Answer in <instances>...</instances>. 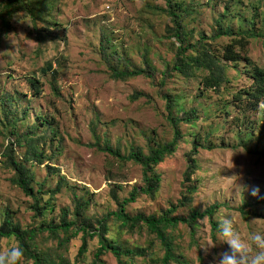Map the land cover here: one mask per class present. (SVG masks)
I'll use <instances>...</instances> for the list:
<instances>
[{
    "label": "rangeland",
    "instance_id": "rangeland-1",
    "mask_svg": "<svg viewBox=\"0 0 264 264\" xmlns=\"http://www.w3.org/2000/svg\"><path fill=\"white\" fill-rule=\"evenodd\" d=\"M183 1L193 9L183 21L190 45L209 49L221 59L227 48L236 53V61L223 60L226 80L217 89L204 86L207 72L203 69L189 77L174 71L162 79L163 71L173 65L178 47L167 31L173 25L161 10L164 0H51L48 12L36 20L18 11L9 18L8 28L0 22V220L2 211L9 209L23 227L38 228L44 221H57L61 207L73 208V191L68 185H75L77 195L89 199L86 213L97 226L96 220L117 210L113 191L123 200L134 187L142 188L143 182L140 165L121 162L99 150L92 145L95 140L101 144L108 140L124 154L132 146L148 153V145L173 138L169 113L182 118L195 109L196 119L191 124H179L183 138L175 153L156 168L162 180L156 197L140 195L126 211L132 216H159L173 204L178 207L176 215L186 217L191 209L178 203L193 183L197 189L192 208L203 212L217 204L215 220L231 216L241 236L256 251L250 236L253 232L264 234V101L250 100L246 91L253 85L252 69L264 70V40L244 39L241 32L263 30L264 0ZM222 15L226 16L225 26L235 34L214 41L215 22ZM200 35H204L203 41ZM102 37L110 41L106 52L120 57L118 64L111 61L117 69L145 66L148 60L156 69L154 75L113 77L101 58ZM188 54L196 52L190 49ZM48 62L57 72L54 80L46 68ZM30 79L38 81V93ZM138 91L143 94L133 99ZM5 95L9 103L4 102ZM169 100L173 103L168 110ZM27 128L31 130L28 135L38 139L34 143L43 158L41 162L25 161L34 174L33 186L43 182L44 189L53 188L62 177L60 191L50 198L51 207L41 217L33 215L30 197L11 182L12 171L1 164V153L9 142L13 141L18 160L29 150L31 143L22 137ZM195 141L197 168L189 182L185 177ZM256 188L259 193L253 196ZM48 197L43 194L42 200ZM244 201L250 203L247 217L240 212ZM109 229L112 241L125 248L153 243L152 257L162 258L159 241L145 229L122 230L116 221L109 223ZM81 235L58 248L57 241L41 231L34 246L45 257L63 255L73 264H119L110 252L102 255L100 262L95 260L98 237L89 240L88 251L78 262ZM170 235L183 264H215L218 254L229 247L221 241L215 247H202L216 241L208 217L199 218L193 234L181 224ZM10 244L17 241L3 238L0 249ZM124 261L153 264L140 257ZM23 264L33 262L24 259Z\"/></svg>",
    "mask_w": 264,
    "mask_h": 264
},
{
    "label": "trees",
    "instance_id": "trees-1",
    "mask_svg": "<svg viewBox=\"0 0 264 264\" xmlns=\"http://www.w3.org/2000/svg\"><path fill=\"white\" fill-rule=\"evenodd\" d=\"M165 8L161 9L167 14L172 21V28H168L169 35H172L178 43L176 49L175 61L166 71H163L162 79H166L171 75L172 72H178L179 74L189 77L193 76L194 72L198 69H203L207 72V75L203 79L204 86L206 88H219L226 80V65L223 60L234 62L236 53L234 50L227 48L224 53V59L215 56L209 49H198L196 45L192 46L188 43V32L183 24L184 18L191 15L192 10L189 9L188 5H185L183 0H164ZM51 0H1L0 1V22L8 28V20L14 12L23 11L28 13L32 19H38L44 12H48L51 7ZM46 14V13H45ZM226 16L222 15L215 22L216 29L213 32V40L221 38H231L234 36V31L230 27L225 26ZM264 26V20H263ZM241 32V35L245 39L261 38L264 40V28L260 33L253 30ZM200 41H203L204 35H200ZM109 39L102 37L100 40L99 50L101 58L105 61L106 65L111 71V75L115 78H127L137 75H148L152 77L156 72L155 67L151 65L148 60H145V66H124L122 69H117L115 65L120 61V57L116 54H108L106 52ZM202 44L199 43L198 46ZM190 49L195 50V55L188 54ZM47 70H50L53 80L56 76V70L52 69L51 62L47 63ZM253 79L252 87L246 91L247 96L250 100L257 103L264 101V70L259 68H253L250 73ZM165 82V81H164ZM163 82V83H164ZM38 81L36 79H30V85L38 93ZM53 89L56 91V86L53 83ZM143 92H136L132 95L135 99L140 97ZM169 99V97H166ZM5 103L10 102L8 95H5ZM172 101L169 100L167 108L168 110L172 107ZM197 111L195 109L184 113V117L178 118L173 117L172 113L168 114V120L174 128V135L170 141L164 143H155L154 145H148V153H145L142 148L131 147L127 154L122 153L120 147H113L107 140L101 144L98 139L95 140V144L99 150L107 151V153L121 162H133L138 164L142 168V182L143 186L134 187L130 192L129 196L123 200H118L116 193L113 191V197L117 202V210L108 213L101 219L96 220L97 226H95L92 217H89L86 213L89 208V199H86L84 195H77L75 185H68L73 191V208L64 206L60 208L58 214V220H49L42 222L38 228L34 227H23L17 220H14L12 213L9 209L2 211V218L0 220V242L3 238H14L17 244L24 251V259H31L33 264H73L63 255H58L56 259L45 257L43 253L34 246L35 236L39 232H47L51 239L57 241L58 248H64L72 239L76 238L80 233L81 235V246L78 251L77 261L84 257L88 251L89 240L98 237L99 238V249L95 253V260L100 262V258L105 253H112L119 264H125L124 258H148L153 264H183L185 262L182 257L176 253L175 242L170 235V231L178 228L179 225H186L191 229L192 234L196 230V223L199 218L208 217L212 226L213 235L216 233L218 227L215 215L219 206L212 205L200 212L192 208L193 199L192 196L196 191V186L192 183L186 188V192L183 194V198L179 201V207H189L191 210L189 214L185 216H178L177 206L171 205L170 208L162 212L161 215H145L144 213H138L136 215H130L126 208L129 204L135 203L140 195H146L150 198H155L159 192L161 186V175L156 172V168L161 164L164 159L175 153L183 133L179 128L181 122L191 124L196 119ZM44 123L49 124L47 121ZM94 126L92 127L94 133ZM51 129V128H49ZM53 130H51L52 132ZM31 132L29 128L24 130L22 137L28 139L31 143L29 150L20 158L16 159L14 156V150L12 149L13 141L9 142L3 149L2 161L6 168L12 171L10 180L12 183L17 185L24 194L30 197V209L33 211V215L36 217L44 216L51 207V200L55 194H57L62 186V177L56 182L53 188L44 189L43 182H36L37 187L33 186L34 174L30 168L26 167L25 161L36 159L38 162L43 160L42 153L38 150L34 141L38 140L28 134ZM96 139V134L94 135ZM16 143V142H14ZM153 143V142H152ZM193 150L189 154V165L186 172L185 179L191 181L193 174L197 168L196 160L194 156L197 154L198 142H194ZM207 148H210L208 146ZM264 155V153H263ZM50 167V166H48ZM48 194L49 197L46 200H42V195ZM250 205L247 201H244L240 207V212L244 217L249 215L246 210ZM264 217V216H263ZM116 221L119 223V228L122 230H136L138 228L145 229L149 234L153 235L160 243L163 249V256L161 259L156 260L152 257L153 243H149L148 247H137V248H125L124 246L112 241L108 237L109 223Z\"/></svg>",
    "mask_w": 264,
    "mask_h": 264
},
{
    "label": "clouds",
    "instance_id": "clouds-1",
    "mask_svg": "<svg viewBox=\"0 0 264 264\" xmlns=\"http://www.w3.org/2000/svg\"><path fill=\"white\" fill-rule=\"evenodd\" d=\"M259 189H253L256 196ZM216 241L206 242L202 247H215L217 241L227 243L228 250L218 254L215 264H264V234L253 232L250 236L251 244L243 238L237 229L235 220L231 216H222L217 220ZM24 251L18 244H10L0 249V264H23Z\"/></svg>",
    "mask_w": 264,
    "mask_h": 264
},
{
    "label": "built area",
    "instance_id": "built-area-1",
    "mask_svg": "<svg viewBox=\"0 0 264 264\" xmlns=\"http://www.w3.org/2000/svg\"><path fill=\"white\" fill-rule=\"evenodd\" d=\"M107 9L109 8V7H106Z\"/></svg>",
    "mask_w": 264,
    "mask_h": 264
}]
</instances>
